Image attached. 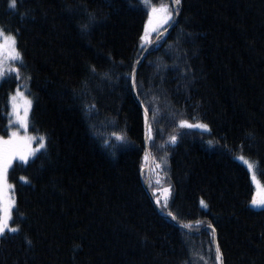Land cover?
Masks as SVG:
<instances>
[{
	"label": "trees",
	"instance_id": "16d2710c",
	"mask_svg": "<svg viewBox=\"0 0 264 264\" xmlns=\"http://www.w3.org/2000/svg\"><path fill=\"white\" fill-rule=\"evenodd\" d=\"M149 4L166 1L0 0L44 140L9 170L19 231L0 237V264H216L208 225L224 264H264V209L250 203L252 175L264 186V0H181L166 35L167 0L173 16L151 48L140 43ZM146 51L135 88L147 125L130 79ZM17 85L0 82V135ZM146 132L157 189L171 188L159 210Z\"/></svg>",
	"mask_w": 264,
	"mask_h": 264
},
{
	"label": "snow or ice",
	"instance_id": "6c2138e0",
	"mask_svg": "<svg viewBox=\"0 0 264 264\" xmlns=\"http://www.w3.org/2000/svg\"><path fill=\"white\" fill-rule=\"evenodd\" d=\"M145 3H148V0H144ZM175 5L179 6L181 0H174ZM17 4V0H10V7L15 8ZM176 11L178 12L179 9L177 8ZM173 16V13L168 10L166 5H160L157 7L156 5L149 4V12H148V22L145 25L144 33L140 36V40L144 43H152L149 39V33L156 31L157 27L161 23L168 22ZM94 17L89 15L88 23L81 24L80 28L82 31L87 32L90 29L91 24L94 22ZM190 35V34H189ZM5 60L10 61H19L23 62V55L19 51L17 47V39L14 34L6 33L4 28L0 26V77L4 74L3 64ZM10 73H14L16 78L19 79L20 76V68H10L8 70ZM90 71L96 72L95 66H90ZM130 79L132 81V87L135 89L136 87V80H135V69L130 74ZM18 99H23V115H21V106L17 103ZM9 101L11 103V116L15 118L16 123L27 130L28 127V113L31 107V101L28 99L23 98V94L19 90V86H17L16 94L11 95L9 97ZM86 108H93L94 105H85ZM149 109L148 107H144V116H145V123L147 125V117H148ZM180 127H200L203 129H208L209 126L204 123H197V124H190L187 120L181 119L179 120ZM150 131V128H149ZM113 135L117 136V139L123 140L124 137L113 133ZM170 141L172 143L176 142L177 137L175 135L170 136ZM32 137L24 135L20 136L18 131H9L7 138L0 137V237H3L6 233H16L19 231V226H11L10 221L13 219L12 211L15 206V200L9 196L5 195V188H11L10 185L7 184V172L9 167L12 164L13 159L18 158L20 161L27 162L30 156L35 155L38 149H32L29 147ZM40 146L43 147V138H40ZM239 159L244 160V157L241 156ZM247 163V161H246ZM253 165L248 163V168L251 170ZM21 179H26L21 177ZM252 181L256 184L258 192L257 194L253 195L251 198V205L253 207H259L264 209V186L260 185V182L257 180L256 175H252ZM159 183V180L157 181ZM161 191L160 189H154L155 192ZM164 206H167V198L170 194V187L164 188ZM156 203L158 205L161 204L160 197H156ZM200 203L207 207V204L203 200ZM168 215L172 216L175 219V216L169 212ZM211 232L213 241H215V228L211 225L207 226ZM31 243V241H28ZM214 260L216 264H224L223 261V253L220 249L219 243L215 242V254Z\"/></svg>",
	"mask_w": 264,
	"mask_h": 264
},
{
	"label": "rangeland",
	"instance_id": "374dc122",
	"mask_svg": "<svg viewBox=\"0 0 264 264\" xmlns=\"http://www.w3.org/2000/svg\"><path fill=\"white\" fill-rule=\"evenodd\" d=\"M164 1H166V4L165 5L167 6V0H164ZM168 10L170 11V7H168ZM147 22H148V19H147ZM165 25H166V23H161L157 27L156 31L150 32L149 33V39L152 37V35L154 33H156V32L158 33L160 30H162L163 28H165L166 27ZM6 33H8V32H6ZM140 43H141L142 46L145 45V44H147V43H144L142 41H140ZM15 67H19L20 68V76H19V79H17V82H18V85L17 86H19V90L23 94V98L28 99V100L31 101V107H30L29 113H28V127H27V130L25 131V129H23L22 127H20L16 123L15 118L13 116H11L12 109H11V103L9 101V124H10L9 125V131L15 130V131H18V133H19L20 136L27 135V136L32 137V140L30 142L29 147L32 148V149H38L39 150L41 148L39 138H41V137L38 136V135H36V134H34L30 130V113H31V108H32V97H31V95L29 93V89H30V87H29V79L23 73L22 63L19 62V61L5 60V62L3 64L4 74H3L2 77H0V82L4 78H6V77H16L14 73H10L8 71L10 68H15ZM16 89H17V87H16ZM16 89L11 93V95H15L16 94ZM17 103L21 106L20 111H21V115H23V110H22V107H23V99H18ZM9 131H8V133H9ZM7 136H8V134L5 135V136L4 135H0V137H4L5 139L7 138ZM43 144H44V140H43ZM31 157L32 156H30L28 159H30ZM15 161H20V160L18 158L13 159L11 166L14 164ZM20 162H23V161H20ZM251 164L253 165V167H252L251 170L254 171V172H256V167L254 166L253 162ZM11 166L9 167L8 172H7V184L10 185L11 188H5V195L6 196H9V197H11L12 199L15 200V196H14V192H13V185H12L11 181L9 180V175H8ZM247 168H248V166H247ZM146 170L149 173L148 176H147V178H148L147 182H150V184H151L152 194H153L155 200H156V197L159 196L160 197V200H161V204L164 205V194H163L162 188H160L161 191L154 193V189H157V161H155V158H153V156H152V165H151V168H150V172H149V170H148L147 167H146ZM149 177H150V181H149ZM168 187L169 186H167L166 188H168ZM170 197H171V188H170V194L168 195V198H167V203H168ZM255 208H259V207H255ZM13 210H14V208H13ZM12 215H13V211H12ZM10 224H11V221H10Z\"/></svg>",
	"mask_w": 264,
	"mask_h": 264
},
{
	"label": "water",
	"instance_id": "95a60500",
	"mask_svg": "<svg viewBox=\"0 0 264 264\" xmlns=\"http://www.w3.org/2000/svg\"><path fill=\"white\" fill-rule=\"evenodd\" d=\"M178 21H179V15H178V18H177L176 22H175L172 26H170V27L167 29L166 32H170V31L174 28V26H176V24L178 23ZM158 40H159V39L156 38V39L150 44L149 48H151L153 45H155V44L158 42ZM146 53H147V51H146V52L142 55V57L139 59L138 66L135 68V73L137 72L139 65L143 62V59H144V57L146 56ZM132 89H133V87H132ZM133 94H134V97H135L136 101L140 104V106H141V108H142V110H143V113H144V107H145V106L143 105V103H142L141 100L139 99V97H138V95H137L136 88L133 89ZM147 121H148V117H147ZM147 130H148V129H147ZM147 135H148V132H146L145 147H146V150H147V153H148V165H147V168H148V170L150 171V168H151V165H152V155H151L150 150H149ZM153 199H154V198H153ZM154 203H155V206L157 207V203H156L155 199H154ZM215 242H218V241H217V238H215Z\"/></svg>",
	"mask_w": 264,
	"mask_h": 264
},
{
	"label": "clouds",
	"instance_id": "9594fccd",
	"mask_svg": "<svg viewBox=\"0 0 264 264\" xmlns=\"http://www.w3.org/2000/svg\"><path fill=\"white\" fill-rule=\"evenodd\" d=\"M174 9H175V13H176L177 18H178V15H179V17H180V12H177V11H176V9H177L176 5H175V8H174ZM175 22H176V21H175ZM175 22H174V23H175ZM178 22H179V21H178ZM174 23H173V24H174ZM173 24H172V25H173ZM172 25H171V26H172ZM169 27H170V26H169ZM169 27H168V28H169ZM168 28H167V29H168ZM167 29H166V31H167ZM166 31H165V32H166ZM171 31H172V30H171ZM171 31H170V32H171ZM162 34H163V33H160V34L157 36V38H158L159 40H160V37H161ZM166 35H168L167 32H166ZM159 40H158V42H159ZM158 42H157V43H158ZM255 194H256V193H255ZM255 194H254V195H255ZM160 208H161V206H159V205L157 204V209L159 210ZM174 220H176V219H174ZM214 242H215V241H214Z\"/></svg>",
	"mask_w": 264,
	"mask_h": 264
},
{
	"label": "bare ground",
	"instance_id": "6f19581e",
	"mask_svg": "<svg viewBox=\"0 0 264 264\" xmlns=\"http://www.w3.org/2000/svg\"><path fill=\"white\" fill-rule=\"evenodd\" d=\"M136 74H137V72L135 73V80H136ZM143 103V102H142ZM143 105H144V103H143ZM145 106V105H144ZM142 109V108H141ZM143 111V110H142Z\"/></svg>",
	"mask_w": 264,
	"mask_h": 264
}]
</instances>
